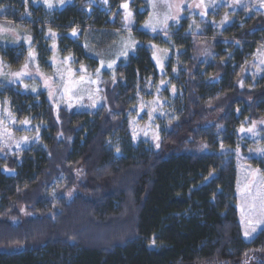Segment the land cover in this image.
Segmentation results:
<instances>
[{
	"label": "trees",
	"instance_id": "trees-1",
	"mask_svg": "<svg viewBox=\"0 0 264 264\" xmlns=\"http://www.w3.org/2000/svg\"><path fill=\"white\" fill-rule=\"evenodd\" d=\"M256 5L210 0L152 28L145 0H0V26L31 41L0 48L5 70L62 67L102 98L67 108L38 77L0 84L5 124L33 139L0 145V264H264V228L248 239L240 219L247 168L264 177ZM100 32L132 37L112 69L84 49Z\"/></svg>",
	"mask_w": 264,
	"mask_h": 264
},
{
	"label": "rangeland",
	"instance_id": "rangeland-1",
	"mask_svg": "<svg viewBox=\"0 0 264 264\" xmlns=\"http://www.w3.org/2000/svg\"><path fill=\"white\" fill-rule=\"evenodd\" d=\"M149 8V19L144 23L145 27L151 26L158 28L165 26L170 20L178 17V11L202 10V4H208L210 0H145ZM264 10V0H252ZM127 9H125L126 11ZM130 14V15H129ZM127 26H135L136 20L132 19V14H125ZM155 29V28H154ZM89 36V38H88ZM22 36L13 27L0 26V48H12L20 44L27 43L30 47L31 41L28 38L23 40ZM90 39L91 41H89ZM132 45L130 32L121 34L120 32H106L99 34H90L84 39V49L88 56L97 59L100 65L107 69L115 67L117 61L123 56ZM156 63L159 70H163V54L156 49ZM1 61V60H0ZM33 62V59L31 60ZM260 64L264 63V50L259 55ZM31 71V72H30ZM28 71L27 68L18 73H12L11 70H5L0 63V84H8L14 81L26 80L31 78H40L45 86L54 85L62 94L63 103L67 108H83L88 106H99L102 98L98 85L89 84L83 81H70L66 78L65 69L58 67L54 70L55 76L50 79L37 73L38 71ZM37 79V78H36ZM84 79V78H82ZM86 79V78H85ZM54 89V90H55ZM53 91V89H52ZM8 109L0 111V145L11 141L15 149L29 147L32 137L22 136L17 138L14 131H10L7 121L12 120ZM258 128L249 133V141L258 149L259 155H264V122ZM17 130L18 125H14ZM247 177L240 189V219L245 236L248 239L253 238L262 228H264V177L257 174L252 169L246 170Z\"/></svg>",
	"mask_w": 264,
	"mask_h": 264
},
{
	"label": "snow or ice",
	"instance_id": "snow-or-ice-1",
	"mask_svg": "<svg viewBox=\"0 0 264 264\" xmlns=\"http://www.w3.org/2000/svg\"><path fill=\"white\" fill-rule=\"evenodd\" d=\"M49 6H51V5H49ZM124 7H127V5H124ZM130 15V14H129Z\"/></svg>",
	"mask_w": 264,
	"mask_h": 264
}]
</instances>
